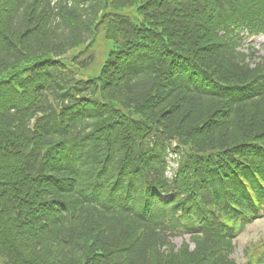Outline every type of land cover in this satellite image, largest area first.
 Returning <instances> with one entry per match:
<instances>
[{
  "label": "trees",
  "instance_id": "obj_1",
  "mask_svg": "<svg viewBox=\"0 0 264 264\" xmlns=\"http://www.w3.org/2000/svg\"><path fill=\"white\" fill-rule=\"evenodd\" d=\"M259 35L264 0H0L2 264H264Z\"/></svg>",
  "mask_w": 264,
  "mask_h": 264
},
{
  "label": "rangeland",
  "instance_id": "obj_2",
  "mask_svg": "<svg viewBox=\"0 0 264 264\" xmlns=\"http://www.w3.org/2000/svg\"><path fill=\"white\" fill-rule=\"evenodd\" d=\"M95 45L96 59L92 66L93 70L97 69L102 61L100 52L107 48L105 41L101 40L100 37ZM245 45H251L252 50L255 51L256 60L258 58H264V37L258 36L252 40L245 41ZM75 52L76 50H72L68 55ZM183 239L187 241L188 237H175L173 243L178 246ZM262 253H264V216L246 225L235 238L234 258L237 263H243L246 260V255L249 254L257 257ZM0 264H2L1 259Z\"/></svg>",
  "mask_w": 264,
  "mask_h": 264
}]
</instances>
